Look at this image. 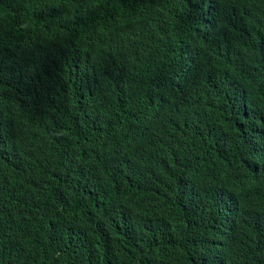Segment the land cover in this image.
I'll return each mask as SVG.
<instances>
[{
  "label": "trees",
  "instance_id": "16d2710c",
  "mask_svg": "<svg viewBox=\"0 0 264 264\" xmlns=\"http://www.w3.org/2000/svg\"><path fill=\"white\" fill-rule=\"evenodd\" d=\"M0 264H264V0H0Z\"/></svg>",
  "mask_w": 264,
  "mask_h": 264
},
{
  "label": "clouds",
  "instance_id": "9594fccd",
  "mask_svg": "<svg viewBox=\"0 0 264 264\" xmlns=\"http://www.w3.org/2000/svg\"><path fill=\"white\" fill-rule=\"evenodd\" d=\"M151 52V54L150 55H157V54H161L162 53V49H161V45H155V46H153L152 47V50L150 51ZM151 58V57H150ZM169 58H173V57H169ZM157 59V58H156ZM160 59V58H159ZM152 62H156L154 59L153 60H151Z\"/></svg>",
  "mask_w": 264,
  "mask_h": 264
}]
</instances>
